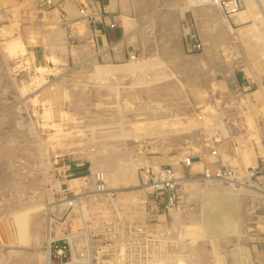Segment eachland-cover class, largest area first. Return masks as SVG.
I'll return each instance as SVG.
<instances>
[{"label":"rangeland","instance_id":"rangeland-1","mask_svg":"<svg viewBox=\"0 0 264 264\" xmlns=\"http://www.w3.org/2000/svg\"><path fill=\"white\" fill-rule=\"evenodd\" d=\"M80 1L0 0V264H249L239 261L249 232L264 264V96L218 99L210 77L205 87L194 75L195 93L210 89L193 114L207 138L145 139L173 128V114L153 108L163 115L146 125L149 92L138 87L167 76L139 73L134 55L117 76L87 23L72 21ZM196 1L173 0L186 52H219L234 68L242 53L264 62L261 13L238 32L227 20L241 0L235 11L205 0L207 12ZM207 149L225 166L211 156L202 167ZM219 166L233 175L205 177ZM164 169L173 189L150 187Z\"/></svg>","mask_w":264,"mask_h":264},{"label":"crops","instance_id":"crops-1","mask_svg":"<svg viewBox=\"0 0 264 264\" xmlns=\"http://www.w3.org/2000/svg\"><path fill=\"white\" fill-rule=\"evenodd\" d=\"M195 3L199 4L200 12H207L206 4L213 2L197 0ZM78 4L81 15H74L71 17L72 21L87 23L92 43L103 49L100 57L111 60L117 76L124 75L123 69L131 62L132 55L136 58L139 73L167 76L161 82L138 87V91L149 92L144 96L143 114L148 119L145 120L146 125L163 115V112L153 108H168L171 109L168 114H173V128L167 129L164 136H161L162 131L157 127H150L146 131L145 139L191 141L207 138L201 131L202 127L198 125L204 123V116L196 119L193 114L200 115L201 110L209 103L210 89L203 87L195 93L191 89L194 86V75L201 77L205 87H208L210 77L218 99L232 95L251 97L256 91L264 96V62L260 57H248L242 53L234 68L219 52L185 51L188 44L187 31L181 22L180 11H173V0H84ZM75 5L71 2L64 6L69 10ZM260 13L264 19V0H241V8L230 15L227 21L231 28L235 27L238 32L247 33L259 19ZM217 27L221 32L226 29L224 23ZM241 40L239 37V42ZM171 76L175 79L172 80ZM177 77L182 80L178 82ZM216 133L219 134V130ZM212 150L207 149L198 157L202 167L214 162L211 156L217 159L215 164L225 166L222 154L217 149L212 154ZM178 153L175 142L173 162ZM199 162L191 161L189 165ZM70 168L74 171L78 167ZM85 175V172H77L75 176L78 178ZM155 185L154 182L150 187ZM248 237L249 239L241 241L239 261L256 264L257 246L251 232Z\"/></svg>","mask_w":264,"mask_h":264},{"label":"built area","instance_id":"built-area-1","mask_svg":"<svg viewBox=\"0 0 264 264\" xmlns=\"http://www.w3.org/2000/svg\"><path fill=\"white\" fill-rule=\"evenodd\" d=\"M228 4L230 6L231 11H235L237 9V2L236 0H228L227 2L224 1L223 4ZM227 6V5H226ZM197 47H199V44H197ZM212 154H215V151H212ZM191 162L190 158L186 159V163L189 164ZM204 175L207 178L213 177V178H227L231 177L233 175V172L230 169H225L222 167H218L215 170H211L209 168L204 169ZM158 188L165 187L169 190L173 189V184H175V175L173 173V169H164L160 170L158 172ZM157 187V184L155 185ZM62 253L61 249H58V253Z\"/></svg>","mask_w":264,"mask_h":264},{"label":"bare ground","instance_id":"bare-ground-1","mask_svg":"<svg viewBox=\"0 0 264 264\" xmlns=\"http://www.w3.org/2000/svg\"><path fill=\"white\" fill-rule=\"evenodd\" d=\"M213 1H216V0H213ZM187 159V158H186ZM186 159H185V162H186ZM191 163V162H190ZM189 163V164H190ZM177 179V178H176ZM159 182L157 181V182H155V184H158ZM64 264H66V263H64Z\"/></svg>","mask_w":264,"mask_h":264}]
</instances>
